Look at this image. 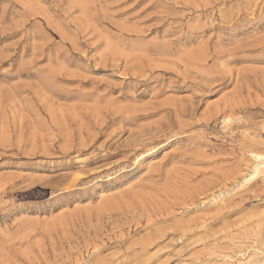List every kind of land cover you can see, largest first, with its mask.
<instances>
[{
    "label": "rangeland",
    "instance_id": "rangeland-1",
    "mask_svg": "<svg viewBox=\"0 0 264 264\" xmlns=\"http://www.w3.org/2000/svg\"><path fill=\"white\" fill-rule=\"evenodd\" d=\"M0 264H264V0H0Z\"/></svg>",
    "mask_w": 264,
    "mask_h": 264
},
{
    "label": "bare ground",
    "instance_id": "bare-ground-1",
    "mask_svg": "<svg viewBox=\"0 0 264 264\" xmlns=\"http://www.w3.org/2000/svg\"><path fill=\"white\" fill-rule=\"evenodd\" d=\"M151 161H153V160H151ZM150 161V162H151ZM154 164H156V162L154 163ZM105 192H102L100 195V199H104L105 197H107L108 195H106V194H104ZM90 204H87L86 206H89Z\"/></svg>",
    "mask_w": 264,
    "mask_h": 264
}]
</instances>
